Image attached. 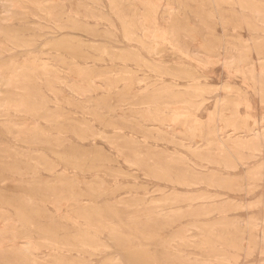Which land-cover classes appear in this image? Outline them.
Returning <instances> with one entry per match:
<instances>
[{
    "label": "rangeland",
    "instance_id": "obj_1",
    "mask_svg": "<svg viewBox=\"0 0 264 264\" xmlns=\"http://www.w3.org/2000/svg\"><path fill=\"white\" fill-rule=\"evenodd\" d=\"M0 264H264V0H0Z\"/></svg>",
    "mask_w": 264,
    "mask_h": 264
},
{
    "label": "bare ground",
    "instance_id": "obj_2",
    "mask_svg": "<svg viewBox=\"0 0 264 264\" xmlns=\"http://www.w3.org/2000/svg\"><path fill=\"white\" fill-rule=\"evenodd\" d=\"M45 3V2H44ZM142 35V34H141ZM143 36V35H142ZM212 60H208V62H211ZM16 72V71H15ZM18 72V71H17ZM12 84V83H11ZM218 102V101H217ZM110 116H112V115H110ZM236 129V128H235ZM245 138V137H244ZM223 140V139H222ZM113 143V142H112ZM221 145V144H220ZM220 146H218V148H219ZM221 149V148H220ZM219 151V150H218ZM139 154V153H138ZM93 184V183H92ZM96 185V184H95ZM9 221V220H8ZM2 227V226H1ZM24 255V254H23ZM47 263V262H46Z\"/></svg>",
    "mask_w": 264,
    "mask_h": 264
}]
</instances>
